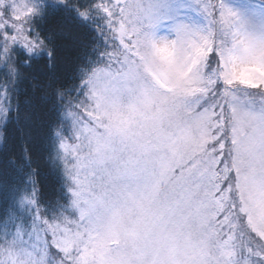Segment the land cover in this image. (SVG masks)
Instances as JSON below:
<instances>
[{"label":"snow or ice","instance_id":"obj_1","mask_svg":"<svg viewBox=\"0 0 264 264\" xmlns=\"http://www.w3.org/2000/svg\"><path fill=\"white\" fill-rule=\"evenodd\" d=\"M58 16L92 58L0 170V264H264V0H0V129Z\"/></svg>","mask_w":264,"mask_h":264},{"label":"trees","instance_id":"obj_2","mask_svg":"<svg viewBox=\"0 0 264 264\" xmlns=\"http://www.w3.org/2000/svg\"><path fill=\"white\" fill-rule=\"evenodd\" d=\"M50 27L57 33L54 43L56 45V61L54 67L48 68L41 65L35 73V80H25L21 85L24 90L19 96V121L9 123L5 131L6 141L0 140V170L5 169L9 159H17L27 153L32 156L34 152H43L44 138L48 132V124L54 119L52 108V88L49 84L54 79L62 81L54 87L63 90L71 87L78 81L72 80V76L78 65H83L84 57L92 58L94 34L78 26L65 23L62 17H56L50 22ZM98 45V42H97ZM24 59V57H20ZM39 85V87H34ZM74 99V94L69 97ZM35 166V165H34ZM41 184L43 195L51 199L58 194L59 183L50 170L41 167ZM41 207L43 205L41 204Z\"/></svg>","mask_w":264,"mask_h":264},{"label":"rangeland","instance_id":"obj_3","mask_svg":"<svg viewBox=\"0 0 264 264\" xmlns=\"http://www.w3.org/2000/svg\"><path fill=\"white\" fill-rule=\"evenodd\" d=\"M0 130H2V129H0Z\"/></svg>","mask_w":264,"mask_h":264}]
</instances>
